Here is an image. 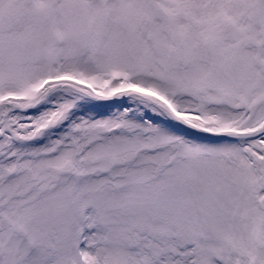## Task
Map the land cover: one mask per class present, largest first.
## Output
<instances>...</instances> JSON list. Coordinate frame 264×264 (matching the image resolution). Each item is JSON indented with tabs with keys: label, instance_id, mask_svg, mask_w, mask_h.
<instances>
[{
	"label": "snow or ice",
	"instance_id": "snow-or-ice-1",
	"mask_svg": "<svg viewBox=\"0 0 264 264\" xmlns=\"http://www.w3.org/2000/svg\"><path fill=\"white\" fill-rule=\"evenodd\" d=\"M0 264H264V0H0Z\"/></svg>",
	"mask_w": 264,
	"mask_h": 264
}]
</instances>
